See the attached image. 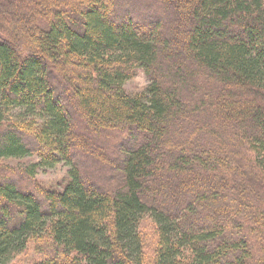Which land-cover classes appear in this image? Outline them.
Returning a JSON list of instances; mask_svg holds the SVG:
<instances>
[{"label": "trees", "instance_id": "trees-1", "mask_svg": "<svg viewBox=\"0 0 264 264\" xmlns=\"http://www.w3.org/2000/svg\"><path fill=\"white\" fill-rule=\"evenodd\" d=\"M21 4L26 40L0 27V264L31 244L28 264H264V0Z\"/></svg>", "mask_w": 264, "mask_h": 264}, {"label": "rangeland", "instance_id": "rangeland-1", "mask_svg": "<svg viewBox=\"0 0 264 264\" xmlns=\"http://www.w3.org/2000/svg\"><path fill=\"white\" fill-rule=\"evenodd\" d=\"M24 9V4L20 5V0L10 3V4H4L0 5V27H3V29H6L10 33V39L13 38L12 41H15L17 44L18 37L23 38L26 40L27 35H18L21 34L23 31V28L28 25L26 21L21 17V15H27L23 14L22 11ZM20 16V17H18ZM24 17V16H23ZM13 28V30H12ZM12 30V31H11ZM149 84V80L144 73L143 70L138 69L136 76L131 78L125 83V87L130 92H141L143 91ZM80 144H85L86 147H89V152L87 156L96 155L99 159L97 161L101 162L106 159V156L103 155L105 151L102 147H97L95 149V146L93 143L88 144L87 140L85 138L81 137ZM102 141V140H100ZM86 142V143H84ZM102 143V142H100ZM106 161V160H105ZM37 162L36 156H31L27 158H9L5 159L2 162L1 168L5 169H20L21 167H25L29 164ZM70 166L66 165L65 163H61L55 168L52 169H41L39 170V174H37V178L35 179V183L32 185H27L30 189H34L36 187L39 189L40 187H56L59 184H63L67 180H69V171ZM90 171V170H89ZM26 185V184H24ZM155 225L151 223V220L146 217L142 222V233L144 236V242L147 244V253L150 254L153 249H155L156 246H154V242L156 239V231H155ZM46 250L37 249L35 244H31L29 248L21 255H19L11 264H28L32 263L34 261L45 259ZM52 256H54L56 253L54 251H51ZM50 254V253H49ZM51 255V254H50ZM57 256V255H56Z\"/></svg>", "mask_w": 264, "mask_h": 264}]
</instances>
